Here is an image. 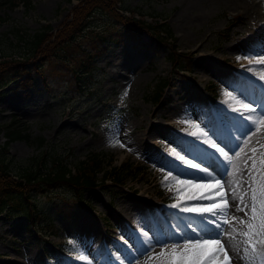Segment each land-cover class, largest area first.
Returning <instances> with one entry per match:
<instances>
[{"label":"rangeland","instance_id":"obj_1","mask_svg":"<svg viewBox=\"0 0 264 264\" xmlns=\"http://www.w3.org/2000/svg\"><path fill=\"white\" fill-rule=\"evenodd\" d=\"M30 2L10 6L0 0V51L7 57H17L22 50L9 34L13 27L33 32L49 23L55 31L71 19L78 0ZM123 4L141 8L147 19L151 12L164 18L171 41L190 57L189 69L175 72L167 47L152 48L145 31L137 42L119 37L123 32L118 23L98 11L90 20L92 26L112 31L119 40L99 49L90 75L77 80L57 57L30 64L29 81H24L21 66L6 72L0 82V143L5 139L1 127L11 118L27 123L30 133V141L15 139L0 148V160L4 157L13 173L39 150L31 140L38 135L45 138L46 151L54 149L71 162L95 150L111 157V165L128 163L132 170L120 183L110 180L106 188L85 191L87 205L69 214L62 212L65 201L73 199L69 189L33 193L36 207L44 214L40 226L47 231L45 235L50 229L55 231L47 238L38 236L24 213L0 212V264H161L159 246L143 254L149 239L166 243L165 250L170 251L180 232L193 235V230L202 231L198 224L216 229L212 220L222 222L208 214H181L184 207L212 201L170 207L178 204L170 189L180 184L173 178L186 185L197 183L196 174L177 177L179 170L185 171L179 166L188 168L178 157L203 161L201 168L210 166L209 171L223 175V159L206 141L229 153L234 151L235 135L245 140L250 137L244 125L264 126L259 109L251 114L252 123L236 118L240 113L249 116L245 105L256 108V100L247 97L249 88L264 93V0H123ZM78 40L86 43L85 36ZM162 79L168 83L154 103L151 96ZM194 129L207 140L200 144L188 140L186 132ZM261 140L253 145L251 165L259 204L264 201V136ZM160 156L169 163H160ZM249 194L252 201V190ZM219 197L214 199L218 205L222 203ZM123 212L137 216L134 223L124 221ZM152 212L157 218L150 226L139 225ZM251 216L252 212L235 217L228 211L221 243L227 258L222 256L218 264H264L257 248L259 242L264 243V229L259 217L253 221ZM249 223L255 225L250 237L242 235L249 231Z\"/></svg>","mask_w":264,"mask_h":264},{"label":"trees","instance_id":"obj_2","mask_svg":"<svg viewBox=\"0 0 264 264\" xmlns=\"http://www.w3.org/2000/svg\"><path fill=\"white\" fill-rule=\"evenodd\" d=\"M4 1L10 6L19 2L31 4L30 0ZM98 11L105 12L118 23L123 32L119 37L137 42L145 31L149 34V45L152 48L158 50L161 46L167 47L168 59L175 72L189 69V55L178 50L171 41L173 38L171 30L158 13H149L150 19H147V13L141 8L125 5L123 0H78L73 6L71 19L55 31L49 23L41 24L33 32L18 26L9 31L16 40L14 44L22 50L17 57L11 55L7 57L8 55L0 51V82L6 72L18 66L25 69L24 81H29L32 75L27 67L53 57L62 60L63 66L67 71L69 67L77 80L90 75L99 49L101 50L107 42L119 40L117 35H112V31L92 26L90 20ZM83 36L86 37V43L78 40ZM167 83V79H162L156 85L151 96L154 103L159 102ZM28 128L27 123L11 118L1 127L5 139L3 144L0 143V148L5 149L15 139L30 141ZM31 140L39 150L21 163L16 173L10 170L4 157L0 160V212L24 213L39 237L47 238L55 231L50 229L45 235L44 232L47 231L40 226L42 223L40 216L44 214L36 207L33 193L50 191L58 187L69 189L73 199L65 201L62 205V212L69 214L74 208L87 205L88 200L83 197L85 191L97 187L106 188L110 180L120 183L132 170L128 163L121 167L111 165V157L95 150L71 162L67 155L54 149L46 151L44 149L46 140L43 136L38 135Z\"/></svg>","mask_w":264,"mask_h":264},{"label":"snow or ice","instance_id":"obj_3","mask_svg":"<svg viewBox=\"0 0 264 264\" xmlns=\"http://www.w3.org/2000/svg\"><path fill=\"white\" fill-rule=\"evenodd\" d=\"M249 111V116L245 117L243 113H240L237 119L241 121H247L251 118V114L253 110L249 108L248 105L244 106ZM261 116H264V103L261 104V112L258 114ZM264 122V121H261ZM252 125L249 126V130H252ZM210 143L211 147L216 149V152L219 153L220 157H223V160L221 163L225 165V172L223 175L220 174H214L215 169L212 171H209L210 166H205L203 168L200 167V163H203L201 161L200 163H193L192 160H184L182 156L178 157L180 160L184 162L188 166L187 169H185V173L191 170H199L198 174L194 176V179L199 180H208V181H215V184L209 183V184H198V185H189L190 187H196V188H205L209 190L218 189V192L213 193L212 191H209L206 195H200L197 194L195 196L189 197L190 199H199V200H211L212 202L205 205V206H194V207H184L181 210L186 213H198V214H211L212 217H219L222 218V222L220 224L216 223V220L213 219L212 223L216 224L217 229V235L216 236H206L201 233L195 232L193 230V235H188L186 233L180 232L179 233V239L172 241V247L170 251L165 250L166 249V243L161 242L159 240L153 241L152 239H149L147 241L148 247L144 250L143 254L148 255L150 252H153L157 246L161 248V251L157 253V256L159 258H162L161 264H217V261L219 259V253L224 252V256L227 258V252L224 250V247L222 244H220V241L223 239L225 235V231L223 228L224 224H227V215H228V204H227V197L224 193V184L221 183L223 180L224 183H229L227 180V177L229 175L227 169H230L232 167L231 160L229 159L228 152L224 150V147H220L219 144L206 141ZM227 147V145H225ZM174 151V150H173ZM231 151V149H229ZM235 155V153H233ZM219 158V157H218ZM254 166V165H253ZM171 171V170H169ZM185 173H177V177L180 175H184ZM167 177H165V180L167 181ZM174 182L184 184L185 181L178 180L176 178H173ZM233 191V199L235 200V189ZM179 195V192L177 193ZM213 195L220 196L222 203H217L213 199ZM241 202L243 201V196H241ZM219 206V211H216L217 207ZM170 207H179L178 204L170 205ZM247 207V205H245ZM237 210L243 211V209L238 208ZM251 212L252 216L250 217V220H257L258 213H257V198H256V189H252V206H251ZM259 220H260V227L261 229H264V201L260 202V208H259ZM241 223H244V221H241ZM255 227L254 224L249 223L248 224V232L242 233L244 236L250 237V234ZM233 231L235 229L233 228ZM147 236V233L144 234ZM253 251L255 250V245H252ZM248 249H245V252H247ZM83 259V257H82ZM221 264H224V262H221Z\"/></svg>","mask_w":264,"mask_h":264},{"label":"bare ground","instance_id":"obj_4","mask_svg":"<svg viewBox=\"0 0 264 264\" xmlns=\"http://www.w3.org/2000/svg\"><path fill=\"white\" fill-rule=\"evenodd\" d=\"M247 97H248L249 101L250 100L251 101L256 100V103H257L256 104V108L252 109V110H258V109L261 110V105L260 104L264 103V93L263 92L261 93V91L259 89L257 91V89H254L253 87H251L248 90V96ZM244 112H248L249 113V111H247V110L244 111ZM249 121L250 120H248L247 122H249ZM259 121L256 122V125H257V123ZM263 123L264 122H261V124H263ZM249 126H250V123H247L246 125H244V127L242 129H244V130H246L248 132H251L250 133L251 134L250 137L247 140H245L242 137H239L238 135H235V137H234L235 138V140H234L235 148L233 147L234 151L228 153V155L232 157V159H231L232 167L230 169H227V171L229 173V175L227 177V180L229 181V183H225L224 184V187H225L224 192H225V195L227 197V204H228V208H229L228 211L230 213H232L233 215H235V217H238V216H241L243 214L251 212L252 201H251V198H250L251 195L249 194V191H251L253 189V186H254L253 185L254 178H253V174H252V171H251V165L253 164V158H254V153L252 151V148H253V145L255 143H256V145L258 143H261V141H262L261 139L264 136V126H260L259 125L258 128L253 126L251 131L249 130ZM186 136L188 137V140H190L191 142H194V144L195 143L196 144H200V143H202V141L204 142L205 140H207V136L202 134V132L197 130V129L196 130L194 129V130L187 131L186 132ZM132 146L133 147L136 146V143H132ZM233 153H235V155H233ZM159 159H160V163L161 162L164 163V164H168L169 163L167 160H164V158L161 159V156H160V158L158 157V160ZM222 159H223V157L221 158V160ZM229 159H230V157H229ZM223 167H224V164H223ZM179 168L182 169V170L187 169V168H183L181 166H179ZM182 172L185 173V171H180L179 170V173H182ZM186 173H188L190 176H193L195 174L197 175L198 171L191 170V171H188ZM167 178L169 179V177H167ZM169 180H172V178L169 179ZM195 180L197 181L198 184H209V183H211V181H208V180H199V179H195ZM172 181H174V180H172ZM197 183H195L193 185H198ZM233 189H235V200L233 199V191H232ZM215 190L216 189L209 190V189H205V188L190 187L189 184L188 185H186V184H178L177 188L170 189L171 194L173 195V196L172 195L171 196L173 198L177 199V203H178L179 206L180 205L184 206V205L188 204L189 202H191V204H192V201H194L193 203H199V204H203V203H205L207 201H210V200L190 199L189 197H191V195L195 196L197 194L206 195L207 193H209V191H212L214 193ZM178 192H179V195H177ZM139 196H143V191L139 192ZM241 196H243V201L242 202H241V199H240ZM213 199H217V196L213 195ZM245 205H247V207H245ZM238 208L243 209V211L237 210ZM259 208H260V204L257 203V213L258 214H260L259 213ZM162 210H165L167 212L170 211L168 208H165V207H163ZM219 210L220 209H217L216 211H219ZM181 214L186 215V216L187 215H190V216H198V215H200L198 213H186V212L185 213H181ZM208 215H211V214H208ZM146 216H148L149 218H147L145 220L142 219L141 220L142 222H138L139 225H146L148 227V226H150V223L153 222L152 220L157 218V214L153 213V212L151 214L146 215ZM124 217H125L124 221H128L130 223H134V221L136 220L137 216H134V214H131V212L130 213L126 212V213H124ZM238 220H239V218H238ZM198 225L200 226V229H202L201 234H204V235L209 236V237L217 235V229H215L214 227H211L209 225H201V224H198ZM226 225H228V224H226ZM185 231H187V230L185 229ZM185 233L189 235L188 232H185ZM224 238H225V235H224L223 239L220 241V244L224 241ZM230 238H229V240H230ZM226 239H227V236H226ZM262 242L258 243V247L257 248H258V252L264 256V243H262ZM225 249H227V248H225ZM222 256L224 257V252H220L219 253V259L217 261V264L219 263V261H220Z\"/></svg>","mask_w":264,"mask_h":264}]
</instances>
